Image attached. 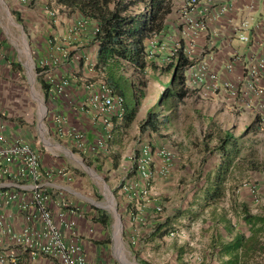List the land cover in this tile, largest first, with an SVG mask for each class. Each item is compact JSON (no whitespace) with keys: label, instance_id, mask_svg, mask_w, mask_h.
Segmentation results:
<instances>
[{"label":"rangeland","instance_id":"374dc122","mask_svg":"<svg viewBox=\"0 0 264 264\" xmlns=\"http://www.w3.org/2000/svg\"><path fill=\"white\" fill-rule=\"evenodd\" d=\"M177 2L179 0L174 1L173 11L167 16L173 21L180 14ZM15 4L16 0H0V115L4 114L2 117L9 129L20 133L24 140L31 144L38 142L37 146L43 150L45 165L61 163L75 173V184L83 197L74 203L84 209L85 216L96 227L93 234L85 238L93 263L216 264L211 246L213 226L218 224L227 228L235 225L248 233L249 226L242 218V205H246L253 214L264 215V171L250 167L252 162L264 165V127L258 125L257 114L242 109L231 111L233 113L225 112L228 117L225 120L211 119V115L217 113L216 107L212 110L209 106L198 107V97L189 93L177 108L167 113L169 122L162 126L156 140L158 146L166 147L172 153V167L164 176L159 175L162 180L157 185L159 194L156 202L162 209L153 217L137 215L134 205H126V201L118 197L121 186L118 183L125 175V165L107 164L109 153H106L105 148H100V165H88L91 155L77 152L64 136L52 134L49 131V119L44 115V109H51L38 81L37 62L43 60L47 64H58L70 61L79 67L82 62L87 61L88 64L91 58V45L78 40L81 31L82 34L87 32L83 27H78L81 21L79 15L63 11L55 0H29L24 3L27 5L24 16L20 18L17 15V19L11 7ZM28 62H31V66ZM92 76L100 79V74ZM129 77L136 81L137 76L131 72ZM32 79L35 80L34 84ZM161 85L163 88L171 86L170 82ZM178 86L173 84L174 89ZM163 88L159 86L153 89L151 97L142 99L144 104H154ZM210 124L222 129L234 128L232 132L238 138L240 151L237 165L227 178L224 197L216 204L201 209L202 188L207 181L205 174L210 172L212 178L219 160L218 153L207 151L216 142L215 136L208 140L204 137ZM132 127L126 145L117 152L118 161L127 160L131 156L129 140L136 139ZM66 148L72 150L75 156L70 157L64 150ZM109 191L120 218L119 240L116 239L117 219L111 208L105 206ZM99 210H104L108 215L106 226L94 221ZM178 210H192V214H183L173 219L169 223L170 231L163 238L156 236L150 239L149 234L157 222ZM171 231L173 235H170ZM222 233L229 237L233 234L227 229ZM261 240L264 244V231ZM1 250L6 252L0 247ZM205 255H209V258L204 259ZM255 262L264 264V256H259ZM19 264L29 263L22 259Z\"/></svg>","mask_w":264,"mask_h":264},{"label":"built area","instance_id":"2783aa9c","mask_svg":"<svg viewBox=\"0 0 264 264\" xmlns=\"http://www.w3.org/2000/svg\"><path fill=\"white\" fill-rule=\"evenodd\" d=\"M21 1L27 3L29 0ZM178 8L179 18L170 29L173 34L165 37L163 32L154 33L146 41L148 59L155 60L158 66H166L183 45V53L191 62L184 69V88L197 97L219 96L226 92L235 98L238 96L235 83L247 78L257 102L247 104L246 108L248 112L257 114L260 126L264 127V48L258 55L251 52L246 67L235 80L220 81L211 51L199 53L195 48L196 39L205 26L199 14L204 13L206 7L199 0H179ZM248 8L247 16L233 30L237 39L244 43L252 42L249 30H255V42L251 43L254 50L256 42L264 45V22H255L251 13L253 6ZM83 26L84 22L79 21L78 27ZM235 62V59L225 60V69L233 72ZM46 66L47 62L43 60L37 62L38 69L45 70ZM44 79L50 83L51 94H62L69 84L68 78L54 79L48 71ZM88 86L91 91L87 105L96 112L103 126L102 134L92 144L88 143L82 131L67 127V119L61 113L45 111L49 131L56 136H64L70 141L71 148L81 154L105 148L112 136L115 120H121L125 112L123 96L115 94L102 75ZM3 115H0V247L7 244L16 247L18 252L1 250L0 264H17L22 259L29 264H94L85 246V238L91 236L96 227L91 221L82 226L79 223L84 215L74 203V197L81 196V193L69 187L75 182V173L64 164L45 165L38 142L31 144L20 133L9 132ZM64 150L70 157L75 156L72 150ZM154 155L163 163L159 173L165 175L172 163V153L166 147H152L145 143L137 156L128 157L144 182L152 177L150 167ZM123 190L128 191V186H123ZM149 192V183L139 189L143 196ZM154 209L160 213L162 208L157 202ZM173 234L171 231L170 235Z\"/></svg>","mask_w":264,"mask_h":264},{"label":"trees","instance_id":"16d2710c","mask_svg":"<svg viewBox=\"0 0 264 264\" xmlns=\"http://www.w3.org/2000/svg\"><path fill=\"white\" fill-rule=\"evenodd\" d=\"M174 1L55 0L63 11L71 15L78 14L87 32L92 29L91 37L89 35L87 37L84 31L89 45L96 44L97 46L95 62L91 67L103 76L115 94L123 96L125 107L123 120L126 126L133 121L139 100L146 95L148 71L150 69L160 70L172 74L169 81L171 86L161 91L156 103L157 110L147 111L145 119L139 126L141 132L146 130L159 132L162 126L169 122V115H163L160 118V111L171 112L189 94V90L184 88V69L191 62L183 53V45L178 49L173 61L166 66H158L155 60L148 59L146 52V41L154 33L167 31L165 19L171 13ZM17 19H19L18 16ZM88 23L90 25H87ZM14 66L20 67L19 64H14ZM44 69L37 70L42 71L38 74V81L44 96L48 99L51 86L44 79V74L48 71L46 67ZM130 72L137 76L136 81L129 77ZM173 84L179 85L178 88L174 89ZM257 121L259 125V120ZM209 128L204 137L208 140L215 136L216 142L212 149L208 148L207 151L218 153L219 162L212 172V178H210V172L205 174L207 181L202 188L201 209L216 204L224 197L227 178L237 165L240 151L238 138L231 131L222 129L220 126L213 127V124H210ZM204 144L206 145V140ZM87 164L91 165L92 160ZM250 167L264 171V165L255 162H252ZM191 211L178 210L172 216H167L164 220L157 222L149 234L150 239L156 236L163 238L170 231L169 223L173 219L183 214L190 216ZM241 213L243 220L249 226V235L246 236L245 232L237 231L231 240L218 244L220 253L227 256L221 264H256V259L264 256L261 255L264 254V244L261 240L264 231V215L251 213L246 205H242ZM94 221L106 226L108 224L107 213L99 210ZM231 227L228 226L227 231L231 232ZM211 246L214 249L213 243ZM251 260L252 263H250Z\"/></svg>","mask_w":264,"mask_h":264},{"label":"crops","instance_id":"0c3cea01","mask_svg":"<svg viewBox=\"0 0 264 264\" xmlns=\"http://www.w3.org/2000/svg\"><path fill=\"white\" fill-rule=\"evenodd\" d=\"M7 1L9 2L11 0ZM13 1L14 0H12V2ZM199 2L204 7H206L205 12L199 14L201 18H203L205 26L200 31V34L196 39L195 48L199 53L206 50L211 51L214 56L213 65L215 70L219 74L220 81L235 80L236 76L238 75L237 73H241L242 70L246 67L249 56L250 54H252L251 52L254 51L255 54L258 55V53L263 50L264 45L256 42V44H254L255 47L253 50V44L251 43L255 42L254 36L257 35V32L253 29L249 30V36L251 37L250 41L252 42L244 43L237 39V34L234 33L233 27L237 25L241 19L247 16L250 11V9L248 8L249 6H253L251 13L254 16L255 22H264V0H199ZM177 3V7H179V2ZM11 7L15 12V17L17 18V15H19V17L22 18L24 16V13L26 12L25 7H27V5L24 4L21 0H16V4L12 5ZM174 22L175 21H173L172 19L166 17L165 26L167 27V31H163L165 37H169V35L173 34L172 32H170V29L174 27ZM87 25L90 24L88 23ZM91 30L92 29L86 32L87 37L88 35L89 37H91ZM85 35L86 34L83 33L78 40H84L87 44ZM184 43L185 45H188L187 42L184 41ZM91 47L92 53L90 55L91 58L88 64L87 61H85L82 62V65L78 67L77 64L72 65L70 61L67 63L63 61L58 64H54V62H52L50 64H47L46 66L48 73L54 79H69V84L62 94L49 93L48 101L50 102L51 111L61 113L67 119V127L82 131L89 144H92L96 140V138L103 132V126L100 118L97 117L96 112L87 105V99L91 91L88 85L97 80V78H94L92 75L99 76V73L93 70L91 67L95 62L97 46L96 44H92ZM77 50H79V48H77ZM227 59H235L236 61L233 72H228L224 67V62ZM28 64L29 66H31L29 62ZM73 71L75 72V75ZM148 76L149 80L151 79V81L148 80V86L144 99L148 96L151 97L153 89L158 88L159 86L163 88L161 84L164 82H169L172 78V74L170 73L162 72L160 70L153 71L151 69L148 71ZM235 84L238 88V96H236L235 98H231L226 94V92L220 93L219 96H217L216 94H213L212 96L209 95L207 96V98L206 96H198L196 103L197 106H209L211 110L215 109L216 107L217 113L215 114V116H213L212 114L211 119L219 118L221 120H225L226 118H228L226 114L227 112L233 113L237 112L236 110L240 111L242 109L248 111L246 108L247 104L257 102V98L253 94L254 92L249 88L247 78L240 79ZM142 99L139 100L136 115L133 121L128 126H126L124 123V116L121 120H115L112 136L110 140L107 141L105 147L106 153H109L106 163L110 166H116L118 165V163L121 165H125L123 167L125 171L123 173L125 175L120 179V182L118 183L119 186L121 184L118 197L124 199L126 201V205H134V209L136 210L137 215L142 214L148 217H153L158 215V213L155 212L154 208L157 203L156 200L158 199L157 195L159 194L157 185L159 181L162 180V177L159 176L161 175L159 172L163 165L161 159L156 155L153 156V162L151 163L150 167L152 171V177L148 182H144L140 179V177L134 170L135 166L134 164H132L133 162H130V160L128 159L118 161V156H116L118 150L126 145L125 142H127V139H129V131L132 125V129H134L136 139H130L128 145L132 146V150H130L129 153H131L133 157L138 155L140 147L145 143L150 144L152 147L158 146L156 142V140L158 139V132H152L150 130L141 132L139 129L140 124L146 117L147 111L151 109L157 110L156 103L158 99L156 97L154 104L149 105L144 104V99ZM39 102L42 106L41 100H39ZM167 113L168 111L161 110L159 114L160 118H162L163 115H167ZM239 113L243 114L242 112ZM202 118L204 119V116ZM224 129L232 132L234 128L229 129L228 127H225ZM8 131L14 133L13 130ZM232 134L234 135L233 132ZM66 140L70 143L68 139ZM100 151H102V149L97 148L96 150L88 153V155H91L90 158H88V161L92 160V164L96 165L97 167L102 161V157L99 158ZM218 162L219 160L217 161L216 165L218 164ZM171 167L172 164H170L169 169ZM145 183H149L150 192L148 195L143 196L139 193V189L144 186ZM125 185L128 186V191L123 190V186ZM69 187L74 188V190L76 191H79V187L75 184V182L69 184ZM106 188L107 187H105V189ZM110 194L111 192L109 193V195ZM81 197H83L82 194L81 196L74 197L75 202H77L76 200ZM107 204L108 202H106L105 204L106 207ZM80 211L84 215V219H81L79 222L82 226L91 220L90 218H88V216H85L84 213L86 212L84 211V209L80 208ZM129 215L131 214L129 213ZM233 227H231V232H233V234H231L229 237L225 234L223 235L222 233V231H226V228H222V226L218 224L213 226L214 234L211 242L213 241L212 243L214 244V249L212 250V257L216 264H221L223 259L227 258L226 255H222L220 253L218 244L222 241L231 240V238L237 231L243 232L241 229H238L237 226L234 225ZM245 234L246 236H248L249 232H245ZM87 243L88 240H85L86 248ZM3 248L6 249V251L15 250V252H18V249L16 247H10L7 244L3 245ZM208 258L209 255L204 256V259ZM252 262L253 261L251 260L250 263Z\"/></svg>","mask_w":264,"mask_h":264},{"label":"bare ground","instance_id":"6f19581e","mask_svg":"<svg viewBox=\"0 0 264 264\" xmlns=\"http://www.w3.org/2000/svg\"><path fill=\"white\" fill-rule=\"evenodd\" d=\"M10 19L12 20V22L15 24V25H17L16 24V22L11 18V16H10ZM19 26V25H18ZM28 49V48H27ZM30 63V65H31V62H29ZM33 74V73H32ZM32 81H33V84L35 83V80L34 79H32ZM39 100H41V99H39ZM95 174V173H94ZM96 175V174H95ZM98 176V175H97ZM99 177V176H98ZM107 189V188H106ZM108 190V189H107ZM107 200H108V204H107V207H109V208H111V209H113V206H114V201H113V198L111 197V195H109V192L107 193ZM118 213L117 212H115V217L117 218V220H116V223H115V226H116V233L118 232V229H119V221H118ZM119 238H120V235H119V232H118V234H116V239H118L119 240Z\"/></svg>","mask_w":264,"mask_h":264},{"label":"water","instance_id":"95a60500","mask_svg":"<svg viewBox=\"0 0 264 264\" xmlns=\"http://www.w3.org/2000/svg\"><path fill=\"white\" fill-rule=\"evenodd\" d=\"M44 115H45V109H44ZM105 187H107V186L105 185ZM111 210L114 212V215H115V212H116L115 206H113V209H111ZM117 216H118V221H120L119 214Z\"/></svg>","mask_w":264,"mask_h":264}]
</instances>
